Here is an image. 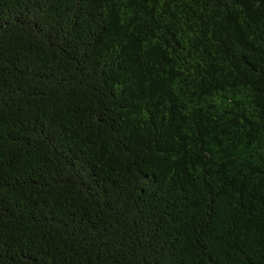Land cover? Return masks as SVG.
Listing matches in <instances>:
<instances>
[{
    "label": "trees",
    "instance_id": "1",
    "mask_svg": "<svg viewBox=\"0 0 264 264\" xmlns=\"http://www.w3.org/2000/svg\"><path fill=\"white\" fill-rule=\"evenodd\" d=\"M0 264H264V0H0Z\"/></svg>",
    "mask_w": 264,
    "mask_h": 264
}]
</instances>
